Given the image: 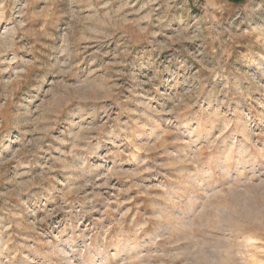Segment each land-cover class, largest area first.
Wrapping results in <instances>:
<instances>
[{"label": "rangeland", "instance_id": "374dc122", "mask_svg": "<svg viewBox=\"0 0 264 264\" xmlns=\"http://www.w3.org/2000/svg\"><path fill=\"white\" fill-rule=\"evenodd\" d=\"M0 264H264V0H0Z\"/></svg>", "mask_w": 264, "mask_h": 264}, {"label": "trees", "instance_id": "16d2710c", "mask_svg": "<svg viewBox=\"0 0 264 264\" xmlns=\"http://www.w3.org/2000/svg\"><path fill=\"white\" fill-rule=\"evenodd\" d=\"M233 3L235 4H240L242 2V0H231Z\"/></svg>", "mask_w": 264, "mask_h": 264}]
</instances>
